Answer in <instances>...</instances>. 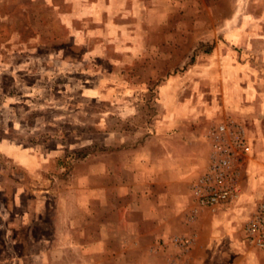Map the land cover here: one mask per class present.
Instances as JSON below:
<instances>
[{
  "label": "rangeland",
  "instance_id": "obj_1",
  "mask_svg": "<svg viewBox=\"0 0 264 264\" xmlns=\"http://www.w3.org/2000/svg\"><path fill=\"white\" fill-rule=\"evenodd\" d=\"M237 123L264 196V0H0V264H251L193 193Z\"/></svg>",
  "mask_w": 264,
  "mask_h": 264
},
{
  "label": "built area",
  "instance_id": "obj_2",
  "mask_svg": "<svg viewBox=\"0 0 264 264\" xmlns=\"http://www.w3.org/2000/svg\"><path fill=\"white\" fill-rule=\"evenodd\" d=\"M215 136L207 167L193 189L198 205L211 210L240 201L243 196L239 182L241 162H256L252 156L253 140L240 124L230 127L220 124ZM244 232L249 244L264 249V196L255 200L244 223Z\"/></svg>",
  "mask_w": 264,
  "mask_h": 264
},
{
  "label": "crops",
  "instance_id": "obj_3",
  "mask_svg": "<svg viewBox=\"0 0 264 264\" xmlns=\"http://www.w3.org/2000/svg\"><path fill=\"white\" fill-rule=\"evenodd\" d=\"M252 163V162H249V164ZM255 165V164H254ZM242 191H243V196L241 197L240 201L243 199V197H249V200H250V206L253 208V205H254V202L256 199H258L259 197H262V195H260V193H257L259 190H257L256 192H254V194L252 195H248V192L246 190V187L245 189L243 190L242 188ZM261 191V190H260ZM248 195V196H247ZM227 205H224V206H221L219 208H216L214 210H211V211H216L217 214H216V217L215 218H222V220L224 221H227V217L226 215L228 214V212L224 211L222 208L226 207ZM251 209V208H250ZM213 214V213H212ZM248 217V216H247ZM246 217V218H247ZM234 219H236V216L233 217ZM234 224V225H233ZM227 225L230 226V222L227 223ZM239 224H237L236 222L233 221V223H231V226L233 227H227V226H224V230L223 232L225 233V235L227 237L231 236L233 237V240H235V246L234 247H231L230 249L232 250V254L234 257H238L239 253L241 252H248V255L245 256L244 258L247 259L248 261H251V264H264V262L262 263V260L264 258H261V256H264V249L260 248L258 249L257 247H249L248 246V242L246 241V234L244 232V221L241 223L240 225V228L239 226H237ZM234 228V229H233ZM233 229V230H232ZM214 237V236H213ZM244 239V244H245V247L246 248H240V246H238V243L237 241L239 239ZM253 246V245H252ZM239 258H237L235 260V262H227V264H238L239 263Z\"/></svg>",
  "mask_w": 264,
  "mask_h": 264
}]
</instances>
